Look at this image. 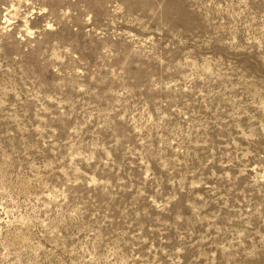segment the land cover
Listing matches in <instances>:
<instances>
[{
	"label": "rangeland",
	"instance_id": "374dc122",
	"mask_svg": "<svg viewBox=\"0 0 264 264\" xmlns=\"http://www.w3.org/2000/svg\"><path fill=\"white\" fill-rule=\"evenodd\" d=\"M0 264H264V0H0Z\"/></svg>",
	"mask_w": 264,
	"mask_h": 264
}]
</instances>
